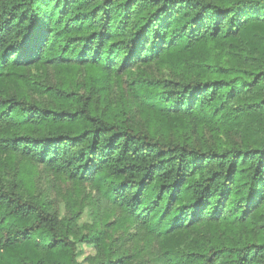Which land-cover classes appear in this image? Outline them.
<instances>
[{
  "label": "trees",
  "instance_id": "1",
  "mask_svg": "<svg viewBox=\"0 0 264 264\" xmlns=\"http://www.w3.org/2000/svg\"><path fill=\"white\" fill-rule=\"evenodd\" d=\"M16 159L89 186L85 232ZM82 243L88 264H264V0H0V264Z\"/></svg>",
  "mask_w": 264,
  "mask_h": 264
},
{
  "label": "rangeland",
  "instance_id": "2",
  "mask_svg": "<svg viewBox=\"0 0 264 264\" xmlns=\"http://www.w3.org/2000/svg\"><path fill=\"white\" fill-rule=\"evenodd\" d=\"M135 119H141V116L138 114L135 116L134 120ZM15 161L17 169L21 167V169L25 168L29 171L28 177L34 192L45 198V200L50 201L53 207L57 209L60 217L64 216L65 212L70 210L71 206H77L79 203L82 209L76 219V225L84 232L87 230V226L91 225L93 222V217L90 208L85 205L88 204L91 199L95 198L94 192L90 190L87 184L77 187L68 180L54 176L42 165L23 160L19 161L18 159ZM12 175V173H9V176ZM77 192H79V194ZM114 217L115 213H112L109 220H112ZM94 253L95 249L93 246L84 243L77 244L76 260L79 264H88L87 256L93 255Z\"/></svg>",
  "mask_w": 264,
  "mask_h": 264
}]
</instances>
